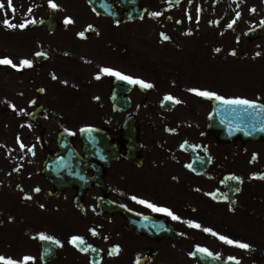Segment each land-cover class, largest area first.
Here are the masks:
<instances>
[{"label":"flooded vegetation","instance_id":"flooded-vegetation-1","mask_svg":"<svg viewBox=\"0 0 264 264\" xmlns=\"http://www.w3.org/2000/svg\"><path fill=\"white\" fill-rule=\"evenodd\" d=\"M92 1L96 11L89 0H53L55 9L22 0L14 19L54 16L55 28L13 37L24 53L0 48V59L17 65H0V256L17 264H264V139L212 130L215 99L190 91L264 106V0ZM105 68L153 87L116 82ZM85 128L110 143L108 157L94 152L85 168L99 184L57 191L44 163L62 131L86 159Z\"/></svg>","mask_w":264,"mask_h":264},{"label":"snow or ice","instance_id":"snow-or-ice-1","mask_svg":"<svg viewBox=\"0 0 264 264\" xmlns=\"http://www.w3.org/2000/svg\"><path fill=\"white\" fill-rule=\"evenodd\" d=\"M49 4L54 9L58 7L53 2V0H49ZM8 5H9V7H11L12 0H8ZM3 8H4V4L0 3V9H3ZM13 11H15L14 8H13ZM252 11H255V9H253ZM70 22H71L70 20H66L65 21V23H70ZM32 23H35V21H32ZM233 23H235V21H233ZM4 24L8 28H12V29H15V28H18V27L19 28L26 27V24L17 25V24H14V23H10L7 19L4 20ZM228 27L231 28L232 24H229ZM81 35H83V34L81 33ZM165 38H167V37H165ZM37 55L39 56V55H43V54L42 53H37ZM233 55H235V52H233ZM21 63H22V65H26L28 67L32 66V62L29 61V60H24ZM0 65H11L13 68L17 67L16 64H14L10 59H7V58L0 59ZM102 71L107 73V74H109V75L115 76L118 79L127 81L129 84H133V85L139 84L141 87H144V88L153 87V85L150 84V83H146L143 80L135 79L133 77L121 74L120 72L114 71L112 69L105 68V69H102ZM99 78L100 77L97 76V79H99ZM190 91H194V92H196L197 95H200V96H203V97L214 98L215 100L221 101L225 105L242 106L244 108V110L249 113V115H251V110L264 111V108H262L260 105H258L255 101H251V100H248V99H243V98L226 99V98H224L222 96H219V95H217V94H215L213 92H209V91H199V90H195V89H192ZM167 99L174 100V98L171 97V96L167 97ZM175 102L176 103H180L179 100H175ZM260 130L264 131V127H262ZM81 131L82 132H91L93 130L92 129H82ZM258 178L264 179V177H258ZM231 179L239 180L240 178L239 177H231ZM36 191H39V189H36ZM132 199L136 200L137 197H132ZM139 203L146 205L148 208L152 209V211H154V212L164 213V214L170 216L173 220H180L181 219L179 216L175 215L170 209H168L166 207H159V206H157L155 204H152V203H150L148 201H144V200H139ZM188 223H190L191 226L196 227V228H200L201 227V225H199L197 223H194V222H188ZM203 230L206 231V232H210L212 235H217V233H215L212 229L205 228ZM219 238L221 240L225 241L228 244H234V245H236V246H238V247H240L242 249L251 250V245H249L247 243H243V242H239V241H233L230 238L224 237V236H220ZM40 239L49 241V242H51L53 244H57V245L60 243L58 240H54L53 237L45 236L43 234L40 235ZM77 241H79L80 244L84 243V241H83V239L81 237H73L72 238V242L74 244ZM197 250L199 252L205 253V254H207L209 256L213 255L211 252H209L205 248H198ZM113 252L114 253L118 252V249H114ZM31 259H32L31 257H27V258H25V261L31 260ZM230 259H235V258H230ZM0 264H17V262L14 261V260H11L9 258H5V257L0 256ZM237 264H239V261H237Z\"/></svg>","mask_w":264,"mask_h":264}]
</instances>
